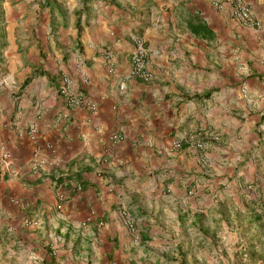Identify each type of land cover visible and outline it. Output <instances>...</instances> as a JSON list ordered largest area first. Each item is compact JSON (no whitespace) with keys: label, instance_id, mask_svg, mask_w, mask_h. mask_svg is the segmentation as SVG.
Wrapping results in <instances>:
<instances>
[{"label":"crops","instance_id":"obj_1","mask_svg":"<svg viewBox=\"0 0 264 264\" xmlns=\"http://www.w3.org/2000/svg\"><path fill=\"white\" fill-rule=\"evenodd\" d=\"M244 1L258 27L232 0H0V264H231L208 247L237 241L215 213L244 191L198 181L264 177V0Z\"/></svg>","mask_w":264,"mask_h":264},{"label":"rangeland","instance_id":"obj_2","mask_svg":"<svg viewBox=\"0 0 264 264\" xmlns=\"http://www.w3.org/2000/svg\"><path fill=\"white\" fill-rule=\"evenodd\" d=\"M5 76L6 74L0 73V86L4 84L3 77ZM218 118L219 117H213V120H216ZM118 136L119 138L117 140H120L122 136ZM219 138V135H216L214 133L213 137L210 140L217 141L216 139ZM179 140L181 145L182 142L188 141L190 139L182 138ZM177 141L175 143L176 145ZM198 145L200 149L202 147V140L198 143ZM220 146L224 147L225 144L221 143ZM222 151L223 152H220V155L222 157L220 158L216 155L215 161H223L225 163V159H229V157L223 156L224 150ZM255 154V149L250 148L246 151L245 154H242L240 158L248 162L253 157H255V159H258V156ZM215 171L216 168H214L212 181L209 182L207 186L204 185L206 183L205 178H199L198 185L204 188L208 187L214 189L213 195L217 194L218 190H225L226 188H239L244 191V195L240 198V203L245 206V208H237V202L231 196L222 198L221 203L223 207H221L220 211L215 213L216 219L225 218L226 221H230V225L227 231L230 233L231 236H236L237 241L234 243L228 242L227 244L222 245V243H218V240L215 239L211 247H208V253L212 254L214 258H216V256H220L221 254L223 256H230L231 264H264V184L263 186L260 185L264 182V177H262L261 179L259 177L257 179L252 177L246 180L237 178L236 180L233 176H230L228 172L225 173L223 176H220L222 174H217ZM262 172L264 175V168L262 169ZM195 184L196 183H191L189 184V187L196 188ZM210 184H212V187L210 186ZM254 192H259V194H261V199L263 200H261L259 197L256 198L258 200L254 201L252 196ZM216 198L218 197L215 196L214 199ZM214 230L216 232L222 231L220 226H214ZM181 249L182 248L180 247L179 250Z\"/></svg>","mask_w":264,"mask_h":264},{"label":"built area","instance_id":"obj_3","mask_svg":"<svg viewBox=\"0 0 264 264\" xmlns=\"http://www.w3.org/2000/svg\"><path fill=\"white\" fill-rule=\"evenodd\" d=\"M233 15L236 19L240 21L245 26H255L258 27L260 24L256 22L251 14L250 6L244 0H232ZM134 50L131 56V67L129 71V76L147 81L152 78L151 72L147 69V58L149 54V49L145 44L144 39L141 36L133 37ZM245 95V90H242ZM67 106H85L89 109H94L93 102L83 95L73 94L71 91V81L68 77L64 76L62 79V85L59 90ZM29 133L35 141L34 129H30ZM119 136L117 134L112 135L113 141L117 140ZM177 145H180V140L177 141ZM35 158L32 161L34 169H42L48 166L51 170H56L59 167V163L55 160H48L39 157V149L34 153ZM127 228L129 232L136 235L137 230L134 222L131 220L126 221Z\"/></svg>","mask_w":264,"mask_h":264},{"label":"trees","instance_id":"obj_4","mask_svg":"<svg viewBox=\"0 0 264 264\" xmlns=\"http://www.w3.org/2000/svg\"><path fill=\"white\" fill-rule=\"evenodd\" d=\"M200 29V26L198 27H195V30H199ZM30 78H28L25 82L29 81Z\"/></svg>","mask_w":264,"mask_h":264}]
</instances>
